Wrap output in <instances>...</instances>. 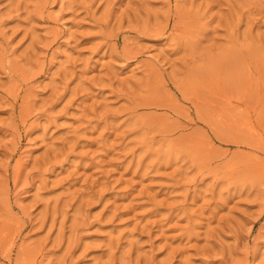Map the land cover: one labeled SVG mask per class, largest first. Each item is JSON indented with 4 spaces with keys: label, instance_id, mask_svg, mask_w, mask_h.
<instances>
[{
    "label": "rangeland",
    "instance_id": "rangeland-1",
    "mask_svg": "<svg viewBox=\"0 0 264 264\" xmlns=\"http://www.w3.org/2000/svg\"><path fill=\"white\" fill-rule=\"evenodd\" d=\"M0 264H264V0H0Z\"/></svg>",
    "mask_w": 264,
    "mask_h": 264
}]
</instances>
